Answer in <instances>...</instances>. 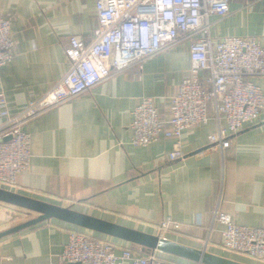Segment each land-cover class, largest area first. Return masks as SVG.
I'll use <instances>...</instances> for the list:
<instances>
[{"label": "crops", "instance_id": "obj_1", "mask_svg": "<svg viewBox=\"0 0 264 264\" xmlns=\"http://www.w3.org/2000/svg\"><path fill=\"white\" fill-rule=\"evenodd\" d=\"M94 3L0 0L14 42L11 62L0 70V90L10 114L48 92L67 72L64 49L70 37L92 40ZM229 11L223 18H210L212 39L253 37L264 47V0H230ZM188 47L179 43L147 59L135 75L132 70L114 75L27 123L30 167L11 192L158 237L160 222L170 217L179 229L163 234L164 239L238 263L264 264L224 250L221 225L208 235L216 210L236 224L264 228V106L258 120L234 136L222 153L208 149L213 120L183 132L181 160H167L173 139L160 138L147 148L131 145L136 101L150 97L166 116L169 99L188 77ZM250 81L264 95V77ZM20 211L29 219L16 223ZM36 216L0 203V232ZM73 229L117 246L141 248L49 219L0 238V264H53ZM156 255L166 264H197Z\"/></svg>", "mask_w": 264, "mask_h": 264}, {"label": "built area", "instance_id": "obj_2", "mask_svg": "<svg viewBox=\"0 0 264 264\" xmlns=\"http://www.w3.org/2000/svg\"><path fill=\"white\" fill-rule=\"evenodd\" d=\"M94 7L97 28L92 40L85 43L80 36L69 38L64 49L67 72L48 92L12 115L0 90V188L15 189L18 177L29 170L27 123L114 75L130 70L135 75L147 59L182 42L189 45L188 77L169 99L166 116L152 98H138L131 113V145L147 148L160 138L173 139L167 160H181L183 132L213 120L215 131L208 136V149L222 153L234 136L258 120L264 95L250 79L264 77V47L253 37L214 41L210 34V18L227 16L230 0H95ZM10 28L0 12V70L13 58ZM217 224L222 226L224 250L264 261V228L236 224L216 210L208 235ZM158 229L163 238L179 225L166 217ZM53 264L166 263L156 251L117 246L73 229Z\"/></svg>", "mask_w": 264, "mask_h": 264}, {"label": "water", "instance_id": "obj_3", "mask_svg": "<svg viewBox=\"0 0 264 264\" xmlns=\"http://www.w3.org/2000/svg\"><path fill=\"white\" fill-rule=\"evenodd\" d=\"M9 139V137L5 138L4 141ZM0 203L8 204L37 215L34 219L0 232V238L34 226L43 221L56 219L85 230L125 241L132 245L141 247L142 249L158 251L160 253L189 260L197 264H242L208 254L204 250L193 249L158 236L119 226L69 208L52 205L2 188H0Z\"/></svg>", "mask_w": 264, "mask_h": 264}, {"label": "rangeland", "instance_id": "obj_4", "mask_svg": "<svg viewBox=\"0 0 264 264\" xmlns=\"http://www.w3.org/2000/svg\"><path fill=\"white\" fill-rule=\"evenodd\" d=\"M22 212V211H20ZM23 214L21 216H16L17 221H15L16 223H19L20 221H25L29 219V215L25 212H22ZM14 219V218H13Z\"/></svg>", "mask_w": 264, "mask_h": 264}, {"label": "trees", "instance_id": "obj_5", "mask_svg": "<svg viewBox=\"0 0 264 264\" xmlns=\"http://www.w3.org/2000/svg\"><path fill=\"white\" fill-rule=\"evenodd\" d=\"M101 235V234H100Z\"/></svg>", "mask_w": 264, "mask_h": 264}]
</instances>
